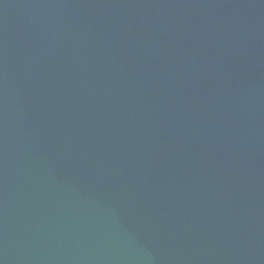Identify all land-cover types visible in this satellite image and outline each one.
I'll use <instances>...</instances> for the list:
<instances>
[{
  "label": "water",
  "instance_id": "95a60500",
  "mask_svg": "<svg viewBox=\"0 0 264 264\" xmlns=\"http://www.w3.org/2000/svg\"><path fill=\"white\" fill-rule=\"evenodd\" d=\"M0 264H264V0H0Z\"/></svg>",
  "mask_w": 264,
  "mask_h": 264
}]
</instances>
